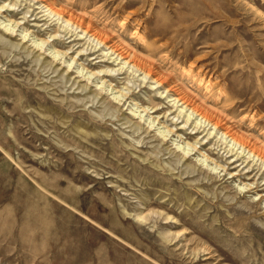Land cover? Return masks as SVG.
Instances as JSON below:
<instances>
[{
    "label": "rangeland",
    "instance_id": "obj_1",
    "mask_svg": "<svg viewBox=\"0 0 264 264\" xmlns=\"http://www.w3.org/2000/svg\"><path fill=\"white\" fill-rule=\"evenodd\" d=\"M0 264H264V0H0Z\"/></svg>",
    "mask_w": 264,
    "mask_h": 264
},
{
    "label": "bare ground",
    "instance_id": "obj_2",
    "mask_svg": "<svg viewBox=\"0 0 264 264\" xmlns=\"http://www.w3.org/2000/svg\"><path fill=\"white\" fill-rule=\"evenodd\" d=\"M40 43H38L37 45H39ZM58 51V50H57ZM57 51H55V52H57ZM145 76H147V74H145ZM143 110V109H142Z\"/></svg>",
    "mask_w": 264,
    "mask_h": 264
}]
</instances>
